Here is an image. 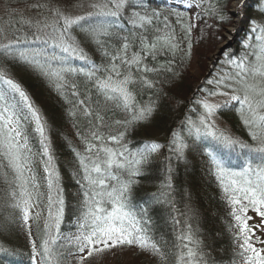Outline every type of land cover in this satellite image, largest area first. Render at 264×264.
<instances>
[{"label":"snow or ice","instance_id":"6c2138e0","mask_svg":"<svg viewBox=\"0 0 264 264\" xmlns=\"http://www.w3.org/2000/svg\"><path fill=\"white\" fill-rule=\"evenodd\" d=\"M249 6L248 0H236L235 4L230 0H191L186 5L189 10L200 9L197 20L213 19L216 23L210 28L228 23L230 17L242 19ZM32 8L36 15L27 16L9 0L4 12L9 19L5 22L0 18V36L6 37L12 29L24 30L38 42L33 46L15 38L0 44V180L5 185L0 195V235L13 228L25 230L31 245L30 264L38 257L40 264H88L90 258L124 246L138 247L156 256L161 264H212L192 224L186 223L169 246L163 237L156 236L148 216L155 204H167L173 212L178 211L171 198L170 162L173 158L184 160L188 151L198 148L228 208L234 257L238 264H264V238L258 235L264 233V0L257 2L260 22L250 20L249 35L242 42L252 51L239 57L224 52L232 71L209 80L216 88L201 90L206 94L192 101L199 109H190L196 119L186 114L166 145L150 140L134 148L123 142L126 131L153 115L158 107L156 94L162 92L157 87L160 82L148 78L161 69L149 67L146 61L164 54L174 57L181 51L182 41L168 15L147 9L144 0H81L68 5H63V0H37ZM85 8L89 10L80 14ZM176 15L175 23L187 40L185 56H190L191 33L199 26L183 20V14ZM126 25L131 26L128 35L121 36ZM90 47L106 63L98 65L91 59L86 50ZM10 64L46 79L61 95L68 89L71 96H80L77 83H70V79L84 77L86 90H94L126 113V119L115 122L125 131L105 135L100 125H94L84 135L77 133L84 144L83 153L73 149L81 174L76 183L82 199L73 221L75 232L69 235L60 231L65 199L48 120L10 73ZM138 86L154 90L155 98L138 99ZM216 96L227 99L213 102L210 98ZM76 106L86 119L95 117L103 122L104 117L85 99H78ZM230 108L239 113L251 142L217 125V113ZM33 142L44 165L43 185L35 169ZM165 147L169 152L165 178L156 192L137 203L133 188L146 174L153 155ZM233 158L240 163L234 164ZM42 187L46 191L42 192ZM43 198L47 216L41 226L40 212L35 209L43 206ZM249 212L255 213L260 223H250L253 216ZM172 219L174 225L181 224L175 216ZM31 222L37 225L39 241L33 238ZM16 254L0 243V264H8L7 257Z\"/></svg>","mask_w":264,"mask_h":264},{"label":"trees","instance_id":"16d2710c","mask_svg":"<svg viewBox=\"0 0 264 264\" xmlns=\"http://www.w3.org/2000/svg\"><path fill=\"white\" fill-rule=\"evenodd\" d=\"M11 1L20 2V4L27 6L35 4L37 0ZM233 1L230 0V3L232 4ZM190 2L191 0H144L147 9L162 10L165 15H168L178 38L179 31L175 23L176 13L182 12L187 15V20L199 27L193 28L191 33L192 48L190 56H185L187 49L185 50L180 46L181 51L174 57L164 54L158 55L155 60L149 59L146 61L149 67L161 69L158 73L148 74V78L160 82L157 87L162 89V92L156 94L158 96V107L153 115L146 122L139 123L126 131L123 142L127 143L129 147H138L150 140L166 145L172 131H179L180 121L184 119L186 114L191 116L192 119H196V113L190 111V109L197 108L192 101L206 94L201 90H214L216 88L215 85L208 84V81L232 71L231 66L225 63L224 52H230L234 57H239L252 51L250 48H244L242 42L249 35L250 20L256 19L258 22L261 20L257 11L258 0H248L250 6L245 10L244 17L239 20L236 36L223 50H220V47L227 40L225 32L227 27L232 25L235 17H230L229 22L226 24L210 28L208 26L215 25L216 22L206 17L197 20L196 16L200 9L197 8L198 10L193 13L192 9L189 10L186 7ZM181 3L183 5H180ZM127 18L128 13H125L124 19ZM119 23H123V21ZM130 27V25H126L125 30L120 35H128ZM9 34L13 39L20 38L26 40V42H31L33 46H37V44H34L36 42L32 40L33 37L30 32L12 29ZM3 37L0 36V44H6ZM113 43L115 44V42ZM86 50L91 59L98 65L106 63V60L94 47ZM195 59H199L198 68L201 73L198 75L190 73ZM169 61H171L170 65ZM8 67L10 73L24 85L48 120L51 129L50 140L53 155L59 170L65 199V216L60 231L63 235H69L75 232L73 221L78 215L82 199L80 187L76 183L81 178V174L73 149L83 153L84 144L81 135L86 134L91 126L100 125V130L105 135L125 131L121 125L115 122L126 119V113L115 108L111 102H105L103 96H98L94 90H86L87 81L84 77L70 79V83H77V91L82 93L78 97H73L68 94V89H65L66 95H61L46 79L26 70L22 66L10 64ZM168 67L171 68V71L164 70ZM138 91V99L143 101L154 97V90L138 86ZM78 99H85L94 112H99L104 117L103 122L96 120L95 117L86 119L79 107L76 106ZM197 111H199L198 108ZM70 112H75V115H70ZM217 115L223 121L222 125H218L220 128L227 130L234 137L251 142L248 130L235 108L223 110L218 112ZM89 120L91 124L88 123ZM78 132L81 135H77ZM32 151L35 154L33 156L35 169L40 178V183L43 185L44 165L35 142L32 143ZM168 156L169 152L166 147L161 149L160 155H153L150 165L145 169L146 174L139 178V183L133 188L132 195L137 203H143L144 200L149 198L150 193H154L160 188L165 178L166 168L169 165V161L166 159ZM204 159L199 149L196 148L188 151L184 160H176L175 158L171 160L170 163L173 168L171 198L175 202L178 211L173 212L167 204H155L149 209L148 216L151 219L156 236L158 238L163 237L169 242V246L175 240L176 235L184 229L185 224L190 223L203 242L205 252L210 255L212 264H234V261L238 264L237 258L234 257L235 246L228 227L230 222L228 208L221 198L217 183L207 172ZM233 163L239 164L240 161L233 158ZM74 173L75 175H73ZM4 188L5 185L0 180V195L3 194ZM41 191H46V189L42 187ZM43 199V206L35 209V211L40 212L39 223L41 226L47 216V202L46 198ZM181 213H184V215H180ZM249 215L253 216V219L256 216L253 212H249ZM173 216L181 220L180 225L173 224ZM31 223L33 238L39 241L37 225L35 222ZM258 235H262V238H264V233H258ZM0 243L17 253L14 256L7 257L8 264H30L31 245L25 230L13 228L10 233L0 235ZM95 258L96 256L90 258L88 264H93ZM35 264H40L39 257ZM136 264H161V262L156 256L146 252Z\"/></svg>","mask_w":264,"mask_h":264},{"label":"rangeland","instance_id":"374dc122","mask_svg":"<svg viewBox=\"0 0 264 264\" xmlns=\"http://www.w3.org/2000/svg\"><path fill=\"white\" fill-rule=\"evenodd\" d=\"M10 2L13 6L18 8L21 13H24L27 16L36 15L35 10L32 8L33 4L24 6L23 4H20V2L16 3V2H13L11 0H10ZM80 2H81V0H63V5L76 4V3H80ZM235 2H236V0H234L232 4H235ZM8 4H9V0H0V18H2L5 22L9 19L8 17L4 16V12L7 9ZM88 10L89 9H87V8L82 9L80 11V14H83V12L88 11ZM197 10H198L197 8H192L193 13H195ZM178 13L183 14L182 12H178ZM186 16L187 15L183 14L182 19L187 20ZM175 17L177 18V15ZM16 19H19V17H17ZM235 19L237 20V24L235 23L236 26L232 31L233 33L231 36L228 35V31L231 30V28H229L227 30V32H225V33H227L229 38L224 43H230L231 41H233V39L236 36L235 35L236 29L238 28L237 26L239 23L238 20H240V19H237L236 17H235ZM236 20H234V22ZM13 23H15V20H13ZM230 26H233V25H230ZM230 26H228V27H230ZM177 29L179 31L178 32L179 38L182 41L181 46L186 50L187 49V42L184 39V35H183V32L181 31L180 25H177ZM11 39H13V38L11 37L9 32L7 33L6 37L5 36L3 37V40L5 41V43H8L9 40H11ZM32 40L34 41V39H32ZM34 44H37V46H38V42H36ZM198 60L199 59H195L192 66H191L190 73H192L193 75H198L199 73H201L200 69L198 68V64H199ZM210 99L213 102H222L225 99H227V97L220 96V97H212ZM216 123H217V125L223 124V121L220 119V117L218 115L216 116ZM160 152H161V149L155 154L160 155ZM250 223H260V218L255 216L253 221H251ZM145 254H146V252L141 251L139 248L132 247V246L131 247L124 246L122 248H117V249H114L112 251L105 252V254L96 256V258L93 259V262H94L93 264H136L138 262V260L141 258V256H144Z\"/></svg>","mask_w":264,"mask_h":264},{"label":"bare ground","instance_id":"6f19581e","mask_svg":"<svg viewBox=\"0 0 264 264\" xmlns=\"http://www.w3.org/2000/svg\"><path fill=\"white\" fill-rule=\"evenodd\" d=\"M234 20H236V19L234 18ZM238 21H239V20H238ZM235 23L237 24V20H236L235 22L233 21V23H232L233 26L227 27V30H228L229 28H231V30L228 31V35H229V36H231L232 33H233L232 31H233V29H234L235 26H236ZM238 25H239V23H238ZM237 27H238V26H237ZM227 30H226V32H227ZM228 35H227V33H226L227 39L229 38ZM228 45H229V43H224V44L220 47V50L225 49Z\"/></svg>","mask_w":264,"mask_h":264}]
</instances>
